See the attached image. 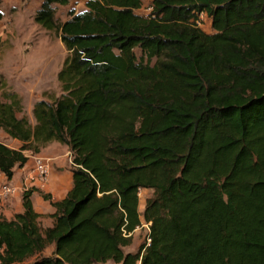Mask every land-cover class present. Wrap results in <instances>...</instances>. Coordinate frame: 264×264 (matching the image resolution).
Returning a JSON list of instances; mask_svg holds the SVG:
<instances>
[{
    "label": "trees",
    "instance_id": "obj_1",
    "mask_svg": "<svg viewBox=\"0 0 264 264\" xmlns=\"http://www.w3.org/2000/svg\"><path fill=\"white\" fill-rule=\"evenodd\" d=\"M69 2L33 14L66 49L61 94L34 102L32 125L0 89V128L21 142L0 141V172L10 180L25 150L57 142L72 187L60 200L29 187L22 212L0 215L3 264H264V0H150L146 15L142 0H86L58 21ZM142 220L146 241L124 252Z\"/></svg>",
    "mask_w": 264,
    "mask_h": 264
},
{
    "label": "rangeland",
    "instance_id": "obj_2",
    "mask_svg": "<svg viewBox=\"0 0 264 264\" xmlns=\"http://www.w3.org/2000/svg\"><path fill=\"white\" fill-rule=\"evenodd\" d=\"M85 0H72L66 6H55L56 18L64 21L68 18L69 9L80 11L84 8ZM143 5L136 12L146 15L149 11L150 0H142ZM41 0H19L14 6H4L0 0V89L5 87L19 95L23 105V112L29 103L41 98L47 99L61 94L56 75L67 54L56 31H48L41 28L33 20V14L39 7ZM197 25L206 33H212L211 21L203 13L198 14ZM137 57L141 52L134 49ZM0 140L3 141V132H0ZM50 144V143H48ZM48 144L41 148L40 155L49 158L50 174L57 172L61 165L66 168L72 167L71 152L67 146L55 142L54 146ZM152 190L140 189L139 212H142L147 197L151 196ZM148 235V223L142 220L141 226L137 227L132 234L131 244L123 247L124 252H136L138 246L146 241ZM50 249L45 250L49 254ZM100 264H119L112 261Z\"/></svg>",
    "mask_w": 264,
    "mask_h": 264
},
{
    "label": "crops",
    "instance_id": "obj_3",
    "mask_svg": "<svg viewBox=\"0 0 264 264\" xmlns=\"http://www.w3.org/2000/svg\"><path fill=\"white\" fill-rule=\"evenodd\" d=\"M19 0H3L4 6H14L18 4ZM72 0H70L71 2ZM86 1V0H85ZM84 1V2H85ZM143 5V4H142ZM1 91V90H0ZM35 101L29 103L27 106L28 112L25 114L29 120V122L34 125L35 120L32 116V106ZM22 114H17L20 117ZM0 132H3L4 140L1 141L5 145L10 148L18 149L21 145V142L17 139H13L8 137L4 131L0 128ZM54 148H57L60 145H53L55 142H51ZM51 143L48 144V147L51 146ZM60 144V143H59ZM42 149L38 152L40 154ZM24 154L27 155V150L24 151ZM31 161L27 159L25 164L21 167H15L13 177L8 180L2 172H0V188L1 185L4 183H8L15 188L13 194L8 197L6 200H0V215L5 217L6 219H11L16 213H20L23 211L22 206V192L29 187H36L42 190L45 193H48L52 200H60L63 198L66 193L72 187V172L71 167L66 168L64 165H61L58 168L57 172H52L50 174L49 180L44 187L35 185V183L30 182V168H31ZM33 209L36 213L40 215L39 223L42 227L50 226L53 222L50 215L54 212V207L51 205L49 200L44 199L38 191H34L30 196ZM52 249V247L47 248L46 250ZM49 251V253H50ZM45 254V253H44Z\"/></svg>",
    "mask_w": 264,
    "mask_h": 264
},
{
    "label": "built area",
    "instance_id": "obj_4",
    "mask_svg": "<svg viewBox=\"0 0 264 264\" xmlns=\"http://www.w3.org/2000/svg\"><path fill=\"white\" fill-rule=\"evenodd\" d=\"M199 14L200 16H202L203 13H199ZM195 23H196V20H195ZM27 152L28 154L25 156L27 157V159H30L32 163L31 168H30V176H29L30 182L35 183V185L44 187L47 184L49 177H50L49 158H45L44 156L36 152H33L32 150H27ZM14 191H15V188L11 186L10 184L8 183L2 184L0 188V200L8 199V197H10ZM1 253L2 252L0 250V264H3Z\"/></svg>",
    "mask_w": 264,
    "mask_h": 264
}]
</instances>
